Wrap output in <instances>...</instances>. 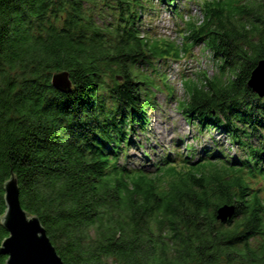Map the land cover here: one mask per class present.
<instances>
[{
  "label": "trees",
  "instance_id": "16d2710c",
  "mask_svg": "<svg viewBox=\"0 0 264 264\" xmlns=\"http://www.w3.org/2000/svg\"><path fill=\"white\" fill-rule=\"evenodd\" d=\"M154 1L180 19V41L148 23ZM179 1L0 0V248L14 176L63 264H264V174L248 165L264 160V98L249 84L264 60V0H192L201 23ZM194 46L214 74L182 76L177 110L197 134L252 143L237 160L203 149L193 162L175 142L148 171L121 166L134 128L147 132L157 65ZM63 73L65 93L52 87ZM222 206L234 215L220 222Z\"/></svg>",
  "mask_w": 264,
  "mask_h": 264
},
{
  "label": "rangeland",
  "instance_id": "374dc122",
  "mask_svg": "<svg viewBox=\"0 0 264 264\" xmlns=\"http://www.w3.org/2000/svg\"><path fill=\"white\" fill-rule=\"evenodd\" d=\"M174 3L180 6L183 11L181 14L185 16V21L194 17L193 19H198L197 22L201 23L202 14L199 13V7H197L194 2L183 0ZM154 4V10L151 11V18H149L151 20L148 22L155 28L154 32L161 36H165L167 38L170 37L176 41H180V38L178 37L184 28L182 23L178 21V18L170 14L168 8L166 10L163 9L164 7L159 6V3L156 1H154ZM193 49V58L184 59L179 65L170 64L169 67L161 69L163 73L167 74L169 77L168 84L172 85L174 88V97H168L167 91L164 88L162 91L155 92L156 96L154 102L156 110L150 111L148 116L150 121L149 128L152 135H150V138L148 139L150 140V144L146 145L147 148L150 145H170L173 139H177L179 136L190 137L194 135V130L190 129V126L186 124L177 110V102L182 101L184 97L183 84H180L179 79L182 73L191 77L193 74L200 71L206 72L208 76L212 77L214 70L212 63L209 60L210 56L208 55V52L205 50L203 51L200 46H194ZM164 78L166 79V76ZM211 135L216 139L220 137L219 134L216 135L214 132H212ZM188 139L189 138H187V140ZM143 154L142 150H129L128 164L133 167H139L140 162L138 161L143 157Z\"/></svg>",
  "mask_w": 264,
  "mask_h": 264
},
{
  "label": "water",
  "instance_id": "95a60500",
  "mask_svg": "<svg viewBox=\"0 0 264 264\" xmlns=\"http://www.w3.org/2000/svg\"><path fill=\"white\" fill-rule=\"evenodd\" d=\"M249 84L259 98H264V60L253 69ZM52 87L62 93L69 92L67 73L54 75ZM19 196L17 179L12 176L4 184L6 211L1 217V224L9 235L0 248V256L7 257L5 264H63L40 220L21 208ZM217 211L220 222L234 215V208L229 206H222Z\"/></svg>",
  "mask_w": 264,
  "mask_h": 264
}]
</instances>
